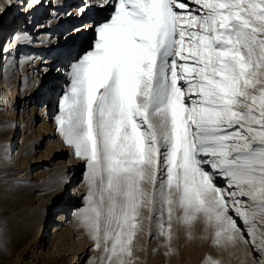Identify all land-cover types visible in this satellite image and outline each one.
Returning a JSON list of instances; mask_svg holds the SVG:
<instances>
[{
  "label": "snow or ice",
  "instance_id": "snow-or-ice-1",
  "mask_svg": "<svg viewBox=\"0 0 264 264\" xmlns=\"http://www.w3.org/2000/svg\"><path fill=\"white\" fill-rule=\"evenodd\" d=\"M91 8L106 14L71 30L93 35L67 54L56 124L87 167L77 217L102 264H129L145 219L169 249L174 223L202 221L216 243L264 252V0H83L74 14Z\"/></svg>",
  "mask_w": 264,
  "mask_h": 264
},
{
  "label": "bare ground",
  "instance_id": "bare-ground-1",
  "mask_svg": "<svg viewBox=\"0 0 264 264\" xmlns=\"http://www.w3.org/2000/svg\"><path fill=\"white\" fill-rule=\"evenodd\" d=\"M82 3L83 0H62L61 6L54 7L55 0H39L27 12L22 7L23 0H0V235L6 253L1 257L3 264H83L82 246L78 243L89 233L77 217L83 191L76 186L75 178L85 161L76 157L63 141L56 124L59 112L55 117L48 115L50 98L64 74L60 70L55 75L51 73V64L58 59L49 60L48 56L59 50L67 55L65 46L72 39V51L86 45L91 31L76 35L66 27L93 23L96 15L102 18L106 14L91 8L77 16L75 10ZM53 11H58L60 18L49 23ZM21 21L24 27L18 28ZM64 28L61 36L60 29ZM11 29L16 30L2 40L1 34ZM20 32H27L31 39L17 42L15 36ZM253 218L258 222V231L264 230V217ZM177 225L181 237L176 238L174 247L169 249L163 244L160 254L148 255V264H173V258H182L181 244L191 249L198 227L205 237L208 231L212 230V235L215 232L202 221L192 224L190 234L186 226ZM246 245L253 263L264 264V252ZM240 254L237 243L224 239L216 243L215 238L201 264L210 260L232 264Z\"/></svg>",
  "mask_w": 264,
  "mask_h": 264
},
{
  "label": "rangeland",
  "instance_id": "rangeland-1",
  "mask_svg": "<svg viewBox=\"0 0 264 264\" xmlns=\"http://www.w3.org/2000/svg\"><path fill=\"white\" fill-rule=\"evenodd\" d=\"M96 18L100 19V17H97V15H96ZM73 26H76V25H70L66 28H69L71 30L73 28ZM20 27H24L23 21H21V24L19 25L18 28H20ZM66 28H64L63 30L60 29V31H61L60 35L61 36L65 32ZM15 30L16 29H11V31H9V32L2 33L1 39L3 40L7 36H10V33H13ZM31 30H33V27L29 28L27 30V32L30 33ZM92 35L90 36V39H91ZM59 39H62V37ZM31 42H33V41H31ZM65 48H66L68 53L72 52V49L74 48V39L69 41L67 43V45L65 46ZM60 51L61 50H59L58 52H55L53 55L48 56L49 60L53 59V58L58 59L57 62L51 64V73L52 72L55 73L58 70L63 71L62 73H64V74H61L58 82L56 83L58 85L60 84L57 92L50 98V100H52V102H51V108L49 109V112H48L49 117L52 116V114H54L53 117H55L58 114V112H59V97L61 96L62 89L64 88L63 83L64 82L67 83V81L65 80V76L67 73L66 64L68 62V55H64V53H62V52L60 54ZM54 67H55V70L53 71ZM75 179H76V181H75L76 186L78 185V187H80V189L83 191V193H82L83 202L81 204H77V207L79 209H82L86 205V198L85 197H86V193L88 190L87 167H86L85 162H84L83 167L79 170V176H77ZM142 215L144 217H147L148 216V210L143 209ZM0 218H1V210H0ZM175 226L177 228V231L175 232L174 238L171 242V249H172V247H174V242L176 243V238L178 236L181 237V231L179 229V226L177 224H175ZM153 231H155V230H153ZM212 232H213L212 230L208 231L207 235L205 237L201 228L198 227L197 237H196V241H195L194 246L190 249L187 246H186L187 247L186 248L185 246H183L181 244L180 247L182 248L184 255L182 258H178L177 256L175 258H173V264H201L203 259L209 253L210 243L215 239L214 233H213V235L211 234ZM164 241H165V238L163 236H158V235H152L151 237L149 236L148 221H147V219H145L143 230L137 233V235L133 241V257L128 258L129 264H148V262H147L148 261V255L149 254L150 255L160 254L161 249L163 248L162 245L164 244ZM151 242L153 243L152 246L154 245L153 247L150 246V244H149ZM78 244L80 247L82 246L80 255H82L83 264H102V257L105 254L102 253L101 250L93 247V241H92L89 234L87 236L82 237ZM237 245L239 248V252L241 254L238 255V258L232 264H241L242 262L244 264H254L253 259H252L253 256H252V254L250 255V252L248 251V245H246V243L243 241L238 242ZM156 248H158V251H156L157 250ZM181 248H180V250H181ZM142 249L146 250V251H143ZM139 251H140V253L141 252H143V253L140 254ZM144 252H145V254H144ZM155 252H158V253H155ZM242 253H243V255H242ZM5 254L6 253L4 252V248H2V239H1V235H0V264H3L1 257L5 256ZM142 254H144V255H142ZM141 255L143 256V258ZM141 258L143 259V261ZM249 260H251V261H249ZM65 264H66V262H65Z\"/></svg>",
  "mask_w": 264,
  "mask_h": 264
}]
</instances>
